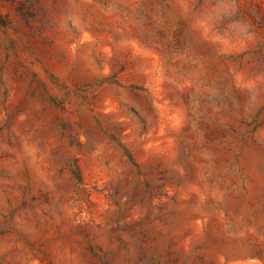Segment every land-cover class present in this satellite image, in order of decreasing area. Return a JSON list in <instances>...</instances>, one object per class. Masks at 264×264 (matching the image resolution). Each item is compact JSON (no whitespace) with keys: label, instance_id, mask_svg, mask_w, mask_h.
Returning <instances> with one entry per match:
<instances>
[{"label":"rangeland","instance_id":"1","mask_svg":"<svg viewBox=\"0 0 264 264\" xmlns=\"http://www.w3.org/2000/svg\"><path fill=\"white\" fill-rule=\"evenodd\" d=\"M0 264H264V0H0Z\"/></svg>","mask_w":264,"mask_h":264},{"label":"bare ground","instance_id":"2","mask_svg":"<svg viewBox=\"0 0 264 264\" xmlns=\"http://www.w3.org/2000/svg\"><path fill=\"white\" fill-rule=\"evenodd\" d=\"M97 139V138H96ZM102 143V142H101ZM35 165V164H34ZM37 169V168H36ZM39 173V172H38ZM38 175V174H37ZM43 176H44V174H43ZM46 178V177H45Z\"/></svg>","mask_w":264,"mask_h":264}]
</instances>
